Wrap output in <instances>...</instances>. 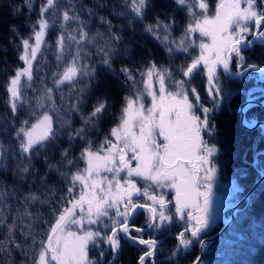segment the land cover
Listing matches in <instances>:
<instances>
[{"label":"trees","instance_id":"16d2710c","mask_svg":"<svg viewBox=\"0 0 264 264\" xmlns=\"http://www.w3.org/2000/svg\"><path fill=\"white\" fill-rule=\"evenodd\" d=\"M217 1L0 0V264H37L40 253L55 242L66 217L70 223V211L77 208L78 214L87 213L80 182L85 152L106 153L114 145L112 131L124 117L127 100L151 88L157 76L165 94L178 92L198 116L197 104L211 107L205 87L207 84L211 94L213 77L223 67L225 56L207 80L198 69L186 81L184 70L198 53L190 45L189 28L200 15L209 17ZM249 11L237 25L239 30L233 31L236 38L241 32L245 43L252 37L254 20L264 12V3L250 0ZM42 28L45 34L32 62L31 78L20 83L12 105L8 86L21 67L23 43L32 41ZM257 33L253 46L234 49L232 70L237 64L235 55L243 69L250 64L264 67V18ZM171 40H181L179 45L188 49L174 48ZM199 41L196 36L198 45ZM71 62L77 67L76 75L62 80ZM251 69L243 77L230 78L222 73L226 93L235 94L213 114L215 129L211 142L208 140L210 146L218 147L214 154L218 176L232 183L228 194L221 197L230 203L249 189L257 178V166L264 162L262 155L253 163V150L264 152L259 125L246 130L239 120L238 109L246 100L245 93L264 89L261 69ZM44 114L52 122L49 134L26 147L28 127ZM247 116L264 121V108L256 102ZM248 164L253 167L241 172ZM120 179L123 185L132 183L138 188L135 203L153 206L156 234L172 233L165 235L168 241L159 243L142 264H190L198 255V246L191 245L185 255L173 236L180 231L177 217L184 214L172 186H161L135 173L120 174ZM259 188L260 184L253 191ZM247 204L249 217L243 221L236 217L244 201L224 232L208 241L202 263L264 264V193L255 201L249 197ZM127 211L123 203L113 205L95 215L110 214L107 226L100 220L85 224L86 232L99 236L93 244L104 245L110 229L125 218ZM120 212L122 217H114ZM229 212V208L220 209L218 222L205 235L216 232L222 226L221 217L226 219ZM149 220L148 213L139 225ZM252 220L255 223L250 225ZM183 238L189 239L185 234ZM120 246L123 251L113 264H137L139 255L148 248L129 240L121 241Z\"/></svg>","mask_w":264,"mask_h":264},{"label":"rangeland","instance_id":"374dc122","mask_svg":"<svg viewBox=\"0 0 264 264\" xmlns=\"http://www.w3.org/2000/svg\"><path fill=\"white\" fill-rule=\"evenodd\" d=\"M217 2L209 17L200 15V18L189 28L190 45L195 47L198 53L184 70L186 81L200 65L204 72L208 71V74L211 70L213 72L226 53L225 43H230L234 38L232 27H237L250 12V0H218ZM226 9H231L230 15H225ZM208 27L215 28L216 32L210 34L207 31ZM44 34L42 28L35 33L32 41L25 40L23 43L21 67L8 86L12 105L16 103L20 83L31 78L32 62ZM196 36L200 38L199 45L195 42ZM170 43L176 49H188L179 45L182 43L181 40H171ZM206 49H211L215 55L213 57L205 55ZM76 72L77 67L71 62L65 68L61 79L70 80ZM136 96L138 97H130L127 100L124 117L112 131L114 145L106 153L85 152L86 165L80 182L83 185L81 198L85 201L83 204L87 213L82 212L80 215L77 213V208L70 211L72 216L70 223L66 217L64 225L58 228L55 234V242L40 253L37 264H53L54 251L62 264H76L78 260L86 257L88 251L85 252L84 247L88 246L93 233L84 230L85 224L95 221L98 212L118 205L119 202L126 203L125 200L131 194L139 193L138 188L132 183L123 185L120 174H141L161 186L162 184L172 186L171 188L175 190V198L184 212L186 209L178 198L180 187L191 185L196 193L210 191L212 197L208 206L209 227L218 222L217 203L219 199L221 201L223 195L228 194L232 183L220 179L215 161L210 167L196 161L199 154L204 152L202 149H206V152L212 156L213 146L205 144L202 134L205 128L204 120L192 111V105H189L181 94L178 92L165 94L158 76L151 88L147 87ZM51 124L49 115L44 114L28 127L26 147L45 138L50 132ZM204 166L206 168L197 174L198 169ZM213 168L216 170L215 175L212 173ZM195 183L201 187L196 186ZM193 203H198V200L194 198ZM229 209L231 211L230 207ZM221 219L225 220L222 217Z\"/></svg>","mask_w":264,"mask_h":264},{"label":"snow or ice","instance_id":"6c2138e0","mask_svg":"<svg viewBox=\"0 0 264 264\" xmlns=\"http://www.w3.org/2000/svg\"><path fill=\"white\" fill-rule=\"evenodd\" d=\"M262 3H264V0H261ZM231 9H226L225 15H230ZM207 31L210 34H214L216 32V29L213 27H208ZM259 34V33H257ZM205 55L209 57H213L215 53L211 49L205 50ZM235 55V54H234ZM235 59L237 60V64L235 67V70H232V66L229 63L227 66L219 67L218 68V74L213 77V84L215 85L211 89V94H209V87L206 84L205 87V94L209 97L211 101V107L197 104V108L200 110V118L204 120L206 127L203 129L202 134L208 137L207 139L209 142H211V137L213 136V129H215L214 126V117L213 114L217 112L222 106V104L226 101V99H230L232 95L235 93H226V90L223 86V80L221 78L222 73L223 74H229V75H236L243 77L245 76V72L242 70L243 65L239 63L240 57L238 55H235ZM253 69L249 68L248 71H251ZM207 80V77H206ZM259 92V96L256 95V93ZM246 95V103L243 108H240L241 113L244 115V119L242 120V124L249 129L252 127L259 125V133L260 137L264 138V124H260L257 117L253 116L249 118L247 116V112L255 106L256 101L259 100L261 103V106H264V89H252L249 90V92L245 93ZM196 97L194 96L193 99ZM254 122L253 126L249 127V124ZM254 151L253 155V163L257 159L260 158V156L264 155V152H257ZM212 156L210 159L205 161L206 166H211L212 159L214 157V154L218 152V147L211 149ZM243 159H247V153L243 156ZM248 167H253V164H248L247 167L242 168L240 171L244 172L248 169ZM264 170V162H262L260 165L257 166V178L255 180V183L260 184V188L258 191H253L248 194V197H245V205L242 209H239L236 212V217L243 221L244 219L249 217L250 214V205L247 204V199L250 197L253 201H255L258 198V195L260 193H264V183H261V181H264V177H261L259 175V171ZM215 169H212L213 175H215ZM176 194L174 193V196ZM212 193L210 191L207 192H200L196 193L194 188L191 185H188L187 187H180L178 198L183 204V207L186 209L183 216L177 217V224L180 226V233H177V235L174 237L178 244L181 245L182 249H186L190 247L193 244H196L197 246L203 245L207 241V236L205 235L206 230L209 228L208 220H209V214H208V206L209 202L211 200ZM194 198L198 200V203L194 204ZM173 204L175 205V200L173 201ZM233 207V204L226 201H221L217 203V211L221 208H229ZM195 209V210H194ZM197 211L199 214H197ZM255 221H250V225L254 224ZM138 226H132L129 229V238L130 233L132 231H136ZM141 231L143 229L141 228ZM185 234L189 237L188 240H181V235ZM140 241H137L139 243ZM147 256V254H145ZM145 256H141L138 259L137 264H142L143 260L145 259ZM173 257V256H172ZM170 257V259L172 258ZM151 259V257H149ZM103 257H101V264H102ZM113 260H115V256H113ZM202 260L200 258V254L198 253L197 258L192 261V264H201Z\"/></svg>","mask_w":264,"mask_h":264},{"label":"flooded vegetation","instance_id":"af4514ba","mask_svg":"<svg viewBox=\"0 0 264 264\" xmlns=\"http://www.w3.org/2000/svg\"><path fill=\"white\" fill-rule=\"evenodd\" d=\"M233 29H232V34H234V30H239V27H236V26H234V27H232ZM238 35H239V37H237L236 38V34H234V38H233V40L230 42V43H228V42H226L225 43V46H227V50H226V53L224 54V56H225V60H226V54L230 51V49L231 48H233V51H234V49L235 48H237L238 46H236V45H233L232 43L233 42H235V40H237V39H239V40H241V43H244V44H248V43H245L246 41H244L243 39H241V32H238L237 33ZM232 54V53H231ZM232 57V56H231ZM231 57H230V59H229V63H230V61H231ZM197 58V57H196ZM228 63V64H229ZM224 64H225V61H224ZM224 64H223V67H224ZM205 68V67H204ZM198 69H201L202 70V68H201V65H200V67H198ZM197 69V70H198ZM206 71V70H205ZM262 71V70H261ZM202 73H203V76H204V79H206V77H207V79H209L210 78V76H211V73H212V70H211V72L208 74V71L207 72H204V71H202ZM262 73L264 74V72L262 71ZM227 75V74H226ZM213 76V75H212ZM228 76V75H227ZM233 75H230V76H228V77H230V78H233L232 77ZM208 137H206L205 135H204V141H205V144L206 143H208V139H207ZM204 152H202V153H200L199 154V158L196 160L197 162H199V163H202V164H205V161L208 159V157L209 156H211V155H209L207 152H206V149L204 150V149H202ZM214 161H215V156L213 157V159H212V163H211V165L213 164L214 165ZM196 163V162H195ZM198 163V164H199ZM209 167V166H208ZM204 168H206V166H204L202 169H198V172H197V174L198 173H200L201 172V170H203ZM196 184V186H198V187H201V185H199V184H197V183H195ZM137 194H139V193H136V194H131L126 200H125V202L126 203H123V204H125V205H127L128 206V211H127V214L125 215V218L123 219V220H121V221H117L118 223L117 224H115L111 229H110V231L113 229V228H115V227H117V226H120V225H122L126 220H127V218H128V216L130 215V210H131V208L132 207H134V206H136L137 204H141V203H135L133 200H134V197L137 195ZM119 204H122L121 202H119ZM118 204V205H119ZM144 206H141V207H135L134 209H133V211H132V216H131V219H130V221H129V223H128V225H127V227H126V233L129 235V229L132 227V226H138L137 227V230L136 231H132L131 233H130V235L132 236H135V237H137V238H140V239H148V240H156V248L159 246L158 244L159 243H165L166 241H168L167 239H165L164 240V237H165V235H168V233L171 235L172 233H170V232H168V233H164L163 235H161V234H156V232H157V230L154 228V223L152 224V225H150L151 223H150V221H151V218H152V212L150 211V208L151 209H153L154 210V208H153V206L152 205H150V204H147V203H142ZM216 205V204H215ZM215 205H213V208H214V206ZM179 208L181 209V206L179 205ZM139 209H143L144 211H141V212H138L137 210H139ZM184 209H181V211H183ZM195 210V209H194ZM155 212V211H154ZM184 212V211H183ZM121 214H119V213H114L115 215H114V217H118V218H120V217H122L123 215H124V213H122V212H120ZM148 213H149V216H150V220L148 221V222H146V224H142V225H139V222H140V219H142V218H145L146 217V215H148ZM197 214H199V212L197 211ZM109 218H110V214H107V212L105 213V214H100V218H95V221H97V220H100V222H101V224H104V225H108V222H109ZM155 218H156V212H155ZM155 218H154V220H155ZM116 219V218H115ZM154 220H153V222H154ZM95 221H93V222H95ZM87 223H90V222H87ZM150 226V227H149ZM141 228L143 229V231H141ZM168 229H170V228H168ZM180 231H181V229H180ZM180 231H178L177 233H180ZM91 232V231H90ZM89 232V233H90ZM93 233V232H92ZM137 233H140V234H142L141 236H139V235H137ZM177 233H175V234H173V236H176L177 235ZM109 234H110V232L108 233V239H107V241H103V243H104V245H100V246H96V245H94L93 243H94V241H96L97 242V240H98V234L97 233H93V238H91L90 239V242H89V244H88V246H86V247H84L85 248V252H87L86 253V257L85 258H82L81 260H78V262L76 263V264H101V257H103V260H102V264H106L110 259H111V256H112V254H113V250H112V247L110 246V239H109ZM112 236H113V245H114V247H115V249H116V255H115V260L111 263V264H113L115 261H116V259L118 258L117 256H118V254L119 253H121L122 251H123V246H120V242L121 241H123V240H127V239H125L122 235H120L117 231L116 232H114L113 234H112ZM181 240H185L184 238H183V234L181 235ZM128 241V240H127ZM134 243H136V244H138V245H148V248L147 249H145L143 252H146V251H148V250H150L151 248H153V243L151 242V241H148L147 243H143V244H140V243H137V242H134ZM177 244H178V242H177ZM106 246H108V247H110L109 248V250L107 249V247ZM178 246L180 247L181 245L180 244H178ZM156 248H155V250H156ZM189 248L190 247H188V248H186V249H184V254L186 255L187 254V251L189 250ZM51 249V248H50ZM49 249V250H50ZM128 250V249H127ZM155 250H154V252H155ZM109 251H112V253L110 254V252ZM198 251H199V246H198ZM143 252L140 254V255H142L143 254ZM54 253V259H53V264H62V262L59 260V258H58V255L55 253V251L53 252ZM154 254V253H153ZM152 254V255H153ZM140 255H139V257H138V259L140 258ZM152 255H150V256H152ZM148 256V255H147ZM146 257V256H145ZM138 259H137V261H138ZM124 260H122V261H117V263H122Z\"/></svg>","mask_w":264,"mask_h":264},{"label":"water","instance_id":"95a60500","mask_svg":"<svg viewBox=\"0 0 264 264\" xmlns=\"http://www.w3.org/2000/svg\"><path fill=\"white\" fill-rule=\"evenodd\" d=\"M263 18H264V12H263V14L262 15H260L254 22H255V24H254V28H253V34H252V37H251V40H250V42L247 44V45H244V44H241L240 43V40L238 39V40H236L235 42H233L232 44L233 45H238L239 47H241L242 49L243 48H250L251 46H253L254 44V42H255V40H256V36H257V30H258V27H259V25L262 23V21H263ZM232 52V48L230 49V51L226 54V60H225V64H224V66H227L228 65V63H229V58H230V53ZM260 67V66H258V65H256V64H254V65H249V66H247V67H245L244 69H243V71L244 72H246L249 68H253V67ZM263 71H264V68H262V67H260ZM228 76H230L229 74H227ZM232 77H237L236 75H233ZM257 103H259V104H261L260 103V101L259 100H257L256 101ZM245 103H246V100H245V102L239 107V112H240V114H239V120L241 121V124H242V120H243V117H244V115L241 113V110H240V108H243L244 106H245ZM263 108H264V106H262ZM259 121V123L260 124H264V121L263 120H258ZM253 124L254 123H251V124H249V127H251V126H253ZM242 126L247 130V129H249L248 127H246V126H244L243 124H242ZM255 127H257V125L256 126H254V127H252V128H255ZM251 128V129H252ZM122 159V161H124V159L123 158H121ZM260 176L261 177H264V171H262V172H260ZM259 186V184H257V183H255V181L250 185V187H249V189L242 195V196H240V198H239V200L238 201H236V202H234L233 203V207H230L231 208V211H230V214H229V217L227 218V219H225L224 221H223V224H222V226L216 231V232H214V233H211V234H208V236H207V241H206V243H204L203 245H200L199 246V251H198V253L200 254V258H201V256H203V252L205 251V249H206V246H207V243H208V241L209 240H211V239H215V238H217L222 232H224V230L228 227V225H229V223L233 220L232 218H233V216H234V214H235V211L238 209V207H239V205L241 204V203H243L244 201H245V197H248V194L250 193V192H252L255 188H257ZM141 206H144L142 203L141 204H137L136 206H134V207H132L131 208V210H130V215L128 216V218H127V220L122 224V225H120V226H117V227H115V228H113L111 231H110V234H109V239H110V246L112 247V250H113V254H112V256H111V259L106 263V264H111L114 260H113V256H115L116 255V249H115V247H114V245H113V236H112V234L114 233V232H118L120 235H122L125 239H127V240H129V241H133V242H137V241H140L139 243L140 244H143V243H147L148 241H151L152 243H153V248H151L150 250H148V251H146V252H143V254L142 255H140V257L141 256H145V254H147L148 256H150V255H152L153 253H154V250H155V248H156V240H148V239H140V238H137V237H135V236H131L130 235V238H129V235L126 233V227H127V225H128V223H129V221H130V219H131V216H132V211H133V209L135 208V207H141ZM150 211L152 212V218H151V221H150V225H152L153 224V220H154V218H155V212H154V210L153 209H151L150 208ZM150 227V226H149ZM116 258V257H115ZM197 258V257H196ZM195 258V259H196ZM138 262V261H137ZM190 264H192V263H190Z\"/></svg>","mask_w":264,"mask_h":264}]
</instances>
